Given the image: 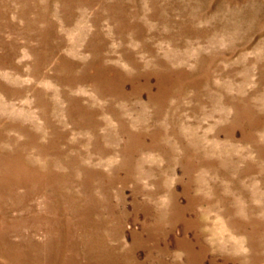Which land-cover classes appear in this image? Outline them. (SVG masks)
Here are the masks:
<instances>
[{"label":"rangeland","instance_id":"374dc122","mask_svg":"<svg viewBox=\"0 0 264 264\" xmlns=\"http://www.w3.org/2000/svg\"><path fill=\"white\" fill-rule=\"evenodd\" d=\"M0 264H264V0H0Z\"/></svg>","mask_w":264,"mask_h":264}]
</instances>
